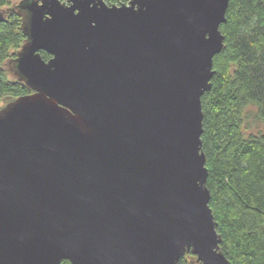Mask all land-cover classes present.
<instances>
[{"label": "water", "instance_id": "obj_1", "mask_svg": "<svg viewBox=\"0 0 264 264\" xmlns=\"http://www.w3.org/2000/svg\"><path fill=\"white\" fill-rule=\"evenodd\" d=\"M228 1L15 3L31 92L0 107V264H232L201 149Z\"/></svg>", "mask_w": 264, "mask_h": 264}, {"label": "trees", "instance_id": "obj_2", "mask_svg": "<svg viewBox=\"0 0 264 264\" xmlns=\"http://www.w3.org/2000/svg\"><path fill=\"white\" fill-rule=\"evenodd\" d=\"M11 3L0 0V100L31 92L9 78L4 66L12 73L26 38L22 13ZM219 28L223 47L213 57L210 87L201 96L209 206L220 248L232 264H264V0H229ZM39 52L45 60L50 57ZM178 264L202 263L187 252Z\"/></svg>", "mask_w": 264, "mask_h": 264}, {"label": "rangeland", "instance_id": "obj_3", "mask_svg": "<svg viewBox=\"0 0 264 264\" xmlns=\"http://www.w3.org/2000/svg\"><path fill=\"white\" fill-rule=\"evenodd\" d=\"M18 0H12V3L11 4H13V3H15V2H17ZM5 66V69H6V73H7V76L9 77V78H12L13 77V73H11V71L9 70V68H8V66H7V64H5L4 65ZM10 99L9 98H2L1 100H0V106H2V105H4L7 101H9ZM251 128H254V130L255 129H257V123H253V121L251 120Z\"/></svg>", "mask_w": 264, "mask_h": 264}]
</instances>
